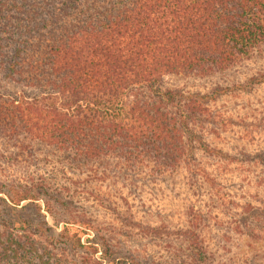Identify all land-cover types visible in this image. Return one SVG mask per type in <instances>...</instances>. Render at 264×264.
Segmentation results:
<instances>
[{
	"label": "trees",
	"instance_id": "1",
	"mask_svg": "<svg viewBox=\"0 0 264 264\" xmlns=\"http://www.w3.org/2000/svg\"><path fill=\"white\" fill-rule=\"evenodd\" d=\"M263 45L264 0H0V264H83L68 252L80 245L76 224L88 223L74 215L56 232L38 203L54 214L49 187L1 164L41 149L153 176L183 170L200 185L204 159L231 157L205 141L216 127L209 93L166 78L224 73ZM262 83L264 70L243 86ZM250 155L264 173L263 148ZM186 210L184 264H211L191 229L209 215ZM242 210L251 213L238 221L242 232L262 238L264 204Z\"/></svg>",
	"mask_w": 264,
	"mask_h": 264
},
{
	"label": "rangeland",
	"instance_id": "2",
	"mask_svg": "<svg viewBox=\"0 0 264 264\" xmlns=\"http://www.w3.org/2000/svg\"><path fill=\"white\" fill-rule=\"evenodd\" d=\"M260 70H264V45L251 60L224 73L166 78L170 86L209 93L216 127L205 141L231 157L215 156L217 162L204 159L209 179L200 185H190L183 170L153 176L145 170L130 172L109 158L72 163L41 149L26 161L20 160L24 155H17L11 166L1 165L22 180H39L54 198L63 200L52 198L54 214L42 199L38 201L44 220L56 232L63 229L62 219L74 215L88 222L76 224L83 229L80 245L68 252L83 264L108 260L110 264H184L189 253L178 230L189 227V206L209 215L191 229L211 254V264H264V235L248 236L238 222L251 214L242 206L264 204V173L252 164L250 155L264 150V83L251 89L243 86ZM28 213L36 223L43 220Z\"/></svg>",
	"mask_w": 264,
	"mask_h": 264
}]
</instances>
